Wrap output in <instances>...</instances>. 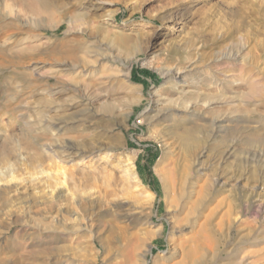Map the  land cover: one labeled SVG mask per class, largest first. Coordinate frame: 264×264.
I'll use <instances>...</instances> for the list:
<instances>
[{
  "label": "rangeland",
  "instance_id": "obj_1",
  "mask_svg": "<svg viewBox=\"0 0 264 264\" xmlns=\"http://www.w3.org/2000/svg\"><path fill=\"white\" fill-rule=\"evenodd\" d=\"M85 46L97 56L84 54ZM229 56L230 61L224 59ZM60 66L88 73L72 84L74 75L60 73ZM170 77L185 78L180 94L173 96ZM211 78L224 81L222 91ZM118 79L134 87V103ZM170 96L185 97L204 115V121L191 124H198L205 145L215 140L204 167L212 165L224 138V144L234 146L225 174L241 164L242 178H248L222 187L213 184L215 169L196 175L195 191L199 194L204 186L198 196L199 221L213 212L207 228L215 234L219 264H264V192L255 189L264 185V0H0V145L11 144L0 148L5 159L10 157L0 165V178L5 177L0 201L9 200L0 202V264H171L173 244L186 239L190 229L170 233V210L154 171L166 154L162 133L172 123L164 118L153 122L152 111L166 103L153 102ZM106 101L115 104L116 113L99 111ZM215 120H220L217 127ZM74 142H100L102 149L68 163L48 149L59 152ZM127 157H133L140 182L133 189L123 176ZM94 169L104 176L82 184L79 178ZM138 190L154 195L152 207L141 206ZM228 207L230 225L225 221L220 228L218 219ZM149 229L160 234L149 240ZM22 236L29 238L25 242Z\"/></svg>",
  "mask_w": 264,
  "mask_h": 264
},
{
  "label": "bare ground",
  "instance_id": "obj_2",
  "mask_svg": "<svg viewBox=\"0 0 264 264\" xmlns=\"http://www.w3.org/2000/svg\"><path fill=\"white\" fill-rule=\"evenodd\" d=\"M40 1H42V0H40ZM44 6V5H43ZM27 7V6H26ZM27 9V8H26ZM34 10V9H33ZM13 11V10H12ZM30 11H31V9H30ZM32 12V11H31ZM6 41V40H5ZM98 41V40H97ZM101 42H103V41H101ZM90 43V42H89ZM87 44V43H86ZM92 44V43H91ZM101 45V44H100ZM99 45V46H100ZM103 45V44H102ZM88 46V45H87ZM91 46V45H90ZM95 46V45H94ZM86 47V46H85ZM97 47V46H96ZM93 48V47H92ZM88 49H89V47H86L85 48V50H84V54H86V55H88V54H93L94 56H97V54H96V52H95V50H94V52H93V50L92 51H88ZM106 49V48H105ZM72 50V49H71ZM81 50H82V48H81ZM74 52V51H73ZM69 53V52H68ZM72 53V52H71ZM71 53H69V54H71ZM99 54H102V53H99ZM72 55V54H71ZM74 55V54H73ZM72 55V56H73ZM70 56V55H69ZM78 56H79V54H78ZM85 56V55H84ZM83 56V57H84ZM75 57V56H74ZM73 57V58H74ZM81 57V56H80ZM93 57V56H92ZM76 58H77V56H76ZM95 58V57H94ZM97 58V57H96ZM99 58H101V57H99ZM105 58V57H104ZM232 58V57H231ZM231 58H230V56L229 57H225L224 59H226V60H231ZM84 59V58H83ZM86 59V58H85ZM91 59V58H90ZM82 60V59H81ZM81 60H79V61H81ZM94 60H96V59H94ZM233 60V59H232ZM78 61V62H79ZM84 61V60H83ZM86 61L87 60H85L84 61V63L83 64H85L86 63ZM88 63V62H87ZM94 63H96L95 61H94ZM79 64V63H78ZM88 64H90V62L88 63ZM88 64H87V66H88ZM73 67H74V65H72ZM71 67V66H70ZM69 67V68H70ZM181 67V66H180ZM34 69L36 70V67H34ZM55 69H57V68H55ZM81 69V68H80ZM90 69V68H89ZM58 70V69H57ZM77 69H73V70H70V69H68V68H66V66H60V73L61 72H63V73H69L70 72V75H74V78H72V80H71V82L72 81H74V80H76V78L78 79V80H83L82 78L85 76L86 77V75H85V73H88V72H85L84 73V70L82 71V72H79V73H77V74H75L74 72L76 71ZM185 70V69H184ZM93 71V70H92ZM170 71V70H169ZM55 72H56V70H55ZM91 72V71H90ZM167 72V71H166ZM177 74L178 73H181V70L180 69H178L177 71ZM92 73V72H91ZM184 74V73H183ZM64 75V74H63ZM91 75H93V74H91ZM180 75V74H179ZM89 76V75H88ZM127 76H128V74H125L124 75V77L125 78H127ZM91 77V76H90ZM93 77V76H92ZM91 77V78H92ZM71 78V77H70ZM93 79V78H92ZM173 78L172 77H170V80H172ZM211 80H213L212 78H211ZM80 81H78V82H80ZM87 81V80H86ZM89 81V80H88ZM87 81V82H88ZM113 81H114V79H113ZM209 81H210V79H209ZM82 82V81H81ZM117 82V81H116ZM118 82H120V79H118ZM122 82V81H121ZM120 82V83H121ZM126 82H128V79L126 80ZM224 81H222V80H217V79H214L213 80V82H210L211 84H213V86L216 88V89H218L219 91H222V89H223V83ZM172 83V85H173V87H174V90H173V92H174V94H173V96L174 95H177L179 92H178V90L180 89L179 87H184L185 86V78L184 77H175L174 79H173V82H171ZM231 84H233V82H230ZM72 84H73V82H72ZM84 84V83H83ZM89 83H87V86H89L88 85ZM75 85H77V84H75ZM80 85H82V84H80ZM121 85H123L124 87H125V89L127 90V97L126 98H128L127 100H129V102L130 103H132L135 99H137V94L135 93V91H134V87L132 88L131 87V85L130 84H125V82H122V84ZM188 85V84H187ZM189 85H191V84H189ZM86 85L84 84V87H85ZM117 86H118V84H117ZM197 86H199V85H197ZM91 87H93V86H91ZM98 87H100V86H98ZM199 88V87H198ZM85 89H87L86 87H85ZM92 90V89H91ZM103 90V89H102ZM120 90H121V88H120ZM56 91V90H55ZM90 91V90H89ZM105 91V90H104ZM107 91V90H106ZM185 91V90H184ZM193 91V90H192ZM197 91H199V90H197ZM211 91V90H210ZM59 92H60V90H59ZM96 92V91H95ZM95 92H92L91 91V93H94L95 94ZM112 92V91H111ZM124 92V91H123ZM182 92H183V90H182ZM209 92V91H208ZM224 92V91H223ZM222 92V93H223ZM51 92H49V94H50ZM184 93H187V92H184ZM189 93V92H188ZM197 93V92H196ZM211 93H213V92H211ZM221 93V92H220ZM222 93L220 94V95H222ZM55 94V93H54ZM102 94V93H101ZM180 94V93H179ZM183 94V93H182ZM192 94H193V92H192ZM192 94H190V96L192 95ZM199 94V93H198ZM219 94V93H218ZM217 94V92L215 93V95L217 96L218 95ZM52 95V94H51ZM187 95V94H186ZM185 95V96H186ZM189 95V94H188ZM209 95H211V94H209ZM214 95V94H213ZM214 95V96H215ZM220 95H218V96H220ZM49 96V95H48ZM87 96V95H86ZM173 96L171 97V98H168V97H166V98H168L166 101H163V100H159V99H156L153 103H154V105L155 106H157V105H160L161 103H162V105H163V102H166V103H164V106H162V107H160V108H158V109H155V111H152V112H154V121L153 122H156L157 120H161V119H168V121H171V123L172 124H170L169 126H167V127H165V129H164V131H163V133H162V135L163 136H165V138L166 139H164V146H165V149H166V154H164L163 156H161V157H159L158 158V160H157V164H156V167H155V169H154V171H155V173H157V174H159L160 175V178H161V183H162V187H163V191H164V198H165V200H166V204H167V207H168V209L170 210V216H169V218H171L172 219V224H171V229H170V233H176V231L177 230H179L180 228H182V227H185L186 229L188 228V229H190V233H189V231H188V233L190 234L188 237H186V239H184V240H181V241H179V242H177L176 244H173L172 246H173V248H174V250H173V253H174V258H173V262L171 263V264H219V262H220V260H219V251H218V248H217V246H218V243H217V240H216V237H215V234L212 232V229H210L209 227L207 228V222H208V224H209V219L210 218H212L211 216H213V212L207 217V218H205V221L203 222V223H200V214H199V203H198V196H199V194L202 192V189H203V183H202V185L201 186H199V194L197 193V191H195V190H197V187H198V181H197V179H195L196 178V175H198V176H202V175H204V171H207V170H212V169H215V171H217L213 176V184L215 185V183L216 184H218L219 182H221V186L222 187H225V186H229V184H228V182H230V181H234V182H236V183H239V182H241V181H243V179L245 180V179H248V178H242L243 177V175H242V173H244L243 172V170L241 169V164H237L236 165V167H235V169L234 170H230V171H228V173L227 174H225V172H226V167H225V165H224V163L228 160V159H230L231 158V156H232V147H234L233 145H232V143L230 144V143H228V142H231V141H228L227 143V145L226 144H224V141H223V139H222V141H220V142H218L219 144H222L221 146L223 147V149L222 150H220V151H218L217 152V154L214 156V158H213V163H212V165H209V167H204V165H203V159H206L207 158V154L209 153V151L211 150V145L213 144V143H215V140H214V142L212 143V144H210V145H205L206 143H204V142H206L204 139V134L203 135H201V136H203V137H199L198 136V134H197V131H199V130H197V128H196V126L198 125L197 123V125L196 126H192L191 124H193V122H195V121H197V120H203L204 118H203V116L201 115V113H198V112H196V110L194 109V105L193 104H191L190 102H188V99H185V97L184 98H182L181 96H176V98H173ZM184 96V95H183ZM189 96V97H190ZM203 96H205V94H203ZM206 96H207V94H206ZM205 96V97H206ZM214 96H213V98H214ZM192 98H193V95L191 96ZM210 97V96H209ZM87 98H89V97H87ZM93 98H95V97H93ZM96 98H98V97H96ZM158 98H159V95H158ZM206 98H208V97H206ZM215 98H217V97H215ZM219 98V97H218ZM49 99V98H48ZM103 99V98H102ZM108 98H106V100H107ZM163 99V98H162ZM189 99H191V98H189ZM210 99V98H209ZM211 99H212V97H211ZM46 100V99H45ZM44 100V101H45ZM90 100V99H89ZM105 100V99H104ZM104 100H102V101H104ZM51 101V100H50ZM48 102V104L49 103H51V102ZM101 101V102H102ZM110 101V98H109V100H108V102ZM191 101V100H190ZM200 101V100H199ZM204 101V100H203ZM90 102V101H89ZM100 102V103H101ZM128 102V103H129ZM202 102V101H201ZM210 102V101H209ZM208 102V103H209ZM46 103H47V100H46ZM134 103V102H133ZM90 104V103H89ZM92 104V103H91ZM114 104V103H113ZM112 104V105H113ZM127 104V103H126ZM125 105V104H124ZM130 105V104H129ZM128 105V106H129ZM90 106H92V105H90ZM100 106V105H99ZM117 106H119V105H117ZM127 106V105H126ZM196 106V105H195ZM99 108V107H98ZM114 108H116L115 107V104L113 105V106H111V103H108L107 104V101L105 102V104H102L101 106H100V110L99 111H101L103 114H111L112 112H114V113H116L115 111H113L114 110ZM91 109V108H90ZM96 109V108H95ZM117 109V108H116ZM126 109V108H125ZM56 110H58V109H56ZM94 110V109H93ZM118 110V109H117ZM87 111V110H86ZM97 111V110H96ZM95 111V112H96ZM91 112V111H90ZM98 112V111H97ZM100 112V113H101ZM94 113V112H93ZM92 113V114H93ZM114 113H112V114H114ZM87 114V113H86ZM203 114V113H202ZM88 116H89V112H88ZM101 117V116H100ZM108 117V116H107ZM106 117V118H107ZM116 117V119H117V115L115 116ZM151 117V116H150ZM81 118V117H80ZM85 118H86V116H85ZM85 118H83L82 117V119H85ZM93 118H94V116H93ZM111 118V117H110ZM112 118H114V116H112ZM111 118V119H112ZM82 119H80V121L82 120ZM92 119V118H91ZM104 119H105V117H104ZM151 119H152V117H151ZM86 120V119H85ZM107 120V119H106ZM79 121V120H78ZM83 121V120H82ZM103 121V120H102ZM101 121V122H102ZM110 121V120H109ZM204 121V120H203ZM220 120H215V121H213L212 122V125L213 126H216L217 124H219L220 122H219ZM225 121V120H224ZM85 122H87V120L86 121H84V123ZM106 122V121H105ZM116 122V121H115ZM104 123V122H103ZM102 123V124H103ZM113 123V122H112ZM111 123V124H112ZM152 123V122H151ZM88 124V123H87ZM105 124V123H104ZM103 124V125H104ZM211 125V126H212ZM221 125V124H220ZM219 125V126H220ZM48 126V125H47ZM109 126V125H108ZM218 126V125H217ZM216 126V127H217ZM222 126V128H223V125H221ZM112 127V126H111ZM111 127L109 126V128L111 129ZM199 127V126H198ZM45 128V127H44ZM94 128V127H93ZM92 128V129H93ZM105 128V127H104ZM90 129V128H89ZM97 129V128H96ZM103 129V128H102ZM215 129V128H214ZM213 129V130H214ZM46 130V129H45ZM219 130V129H218ZM218 130L216 131V132H218ZM221 130V129H220ZM84 131V130H83ZM106 131L108 132V129H106ZM212 131V130H211ZM85 132H88V131H85ZM90 132H91V129H90ZM94 132V131H93ZM215 132V133H216ZM98 133V132H97ZM102 133H104V132H102ZM109 133V132H108ZM85 133H83V135H84ZM87 134V133H86ZM94 134H96V133H94ZM94 134H93V136H94ZM92 135V134H91ZM82 136V135H81ZM87 136V135H86ZM79 137V136H78ZM77 137V138H78ZM84 137V136H83ZM87 137H89V136H87ZM110 137V136H109ZM115 137H117L116 135H115ZM9 138V137H8ZM80 138V137H79ZM78 138V139H79ZM97 138H99V137H97ZM107 139H109L108 137H106ZM113 138V137H112ZM82 139V138H81ZM90 139H91V137H90ZM89 139V140H90ZM93 139H94V137H93ZM93 139H91V140H93ZM102 139V138H101ZM111 139V138H110ZM119 139V138H118ZM4 140H6V138L4 139ZM8 140V139H7ZM77 140V139H76ZM83 140V139H82ZM81 140V141H82ZM85 140H87V138L85 139ZM84 140V141H85ZM90 140V141H91ZM95 140H96V138H95ZM103 140H106V139H102V141ZM113 140V139H112ZM80 141V140H79ZM98 141H99V139H98ZM101 141V140H100ZM101 141V142H102ZM110 141V140H109ZM119 141V140H118ZM255 141H259L258 139H256ZM4 142H6V141H4ZM75 142H78V141H75ZM75 142H74V144H65V146H63V147H59V148H57L58 150H59V152H55L56 150H54V149H52L53 148V146H51V147H49L48 149L49 150H53L52 152H54V153H60V154H62L61 156L64 158V160L65 161H67V163L68 162H72L73 160H74V158L75 157H78V156H81V153H84V152H87V153H89L91 150H95V148L96 149H99V150H101L102 148H101V146H102V144H103V142H102V144L99 142V143H95V145H93V146H91L90 144H88V143H85V142H81V143H77V144H75ZM92 142V141H91ZM97 142V141H96ZM105 143H106V141H104ZM116 142V141H115ZM217 142V141H216ZM10 143V141L8 140V143L6 142V143H3V144H6V145H4V146H6V147H9V145H11V144H9ZM92 143H94V141L92 142ZM114 143V142H113ZM208 143V142H207ZM3 144H1L0 146V148H4V146H3ZM116 144V143H115ZM230 144V145H229ZM55 145H57V143L55 144ZM104 145V144H103ZM111 145V144H110ZM113 146H114V144H112ZM59 146V145H58ZM13 147V146H12ZM108 147V146H107ZM107 147L105 148V150L107 149ZM101 148V149H100ZM109 148V147H108ZM232 149V150H231ZM57 150V151H58ZM109 150V149H108ZM9 151H11V150H9ZM96 151V150H95ZM2 151H0V165L2 164V163H5L4 161L6 160H8L10 157V152L8 153V155L9 156H7L6 155V158L7 157H9V158H7V159H5V155L3 156V153H1ZM93 152V151H92ZM92 152H90V153H92ZM234 152V151H233ZM58 154H56V156L58 157ZM60 154H59V157H60ZM88 156V155H87ZM55 157V156H54ZM82 157V156H81ZM86 158V157H85ZM133 158V157H132ZM132 158L131 157H127L126 159H125V161H124V163L125 164H122V165H124L123 167H124V169H123V176H125V184H126V186H128L129 188H131V189H133V188H135V186H139V180H138V178H137V175H136V173L134 172V165H133V161H132ZM76 159V158H75ZM82 160L81 161H83V159L84 158H81ZM63 161V160H62ZM120 162H122V161H120ZM120 162H118V164H120ZM64 163V162H63ZM228 163V162H227ZM226 163V164H227ZM6 164V163H5ZM5 164H3V165H5ZM117 164V165H118ZM121 165V166H122ZM2 167V166H1ZM1 167H0V169H1ZM229 167V166H228ZM62 168V167H61ZM226 168V169H225ZM99 169V168H98ZM122 170V169H121ZM225 170V171H224ZM66 171V170H65ZM79 171V170H78ZM82 171V170H81ZM95 171H97V169L95 170L94 169V174L93 173H91V174H85V175H82V177H80L79 179V181H81L82 182V184H85V183H87V182H89L90 180H95L96 181V176L97 175H99V174H97ZM101 171V170H100ZM67 172V171H66ZM74 172V171H73ZM93 172V171H92ZM3 173V172H2ZM1 173V174H2ZM5 173V172H4ZM65 173V172H64ZM96 173V174H95ZM0 174V175H1ZM66 174V173H65ZM71 174H72V172L71 173H69V175H70V177H72L73 176V174H72V176H71ZM83 174H84V172H83ZM195 174V176H194V178H193V175ZM4 175H6V174H4ZM8 175V174H7ZM6 175V176H7ZM68 175V174H67ZM77 175V174H76ZM101 175L102 176H104L103 175V173H101ZM107 176V175H106ZM104 177V179L105 178H107V177ZM122 176V175H121ZM1 177H3V178H0V179H4L5 177L2 175ZM75 177V176H74ZM109 177V176H108ZM53 178V177H52ZM100 178V177H99ZM110 178H111V176H110ZM110 178H108V179H110ZM59 179V178H58ZM71 180H72V178H70ZM70 179H68L67 178V180L69 181ZM103 179V178H102ZM103 179V181H105ZM50 180V179H49ZM48 180V181H49ZM5 181H6V179H5ZM56 181V180H55ZM54 181V182H55ZM100 181H101V179H100ZM46 182H47V180H46ZM50 182L51 183H53L52 182V180H50ZM74 182H77V181H75L74 180ZM73 182V183H74ZM102 182V181H101ZM122 182V181H121ZM233 182V183H234ZM48 183V182H47ZM56 183V182H55ZM57 183H59L58 181H57ZM95 183V182H94ZM97 184H98V182H96ZM50 184V183H49ZM78 184L79 183H77V186H78ZM102 184V183H101ZM104 184H106V182H104ZM103 184V185H104ZM124 184V183H123ZM124 184V185H125ZM53 185V184H52ZM61 185V184H60ZM95 185V184H94ZM204 185H206V184H204ZM231 185H232V183H231ZM235 185V184H234ZM48 186H51V185H48ZM76 186V185H75ZM77 186H76V188H77ZM137 186V187H138ZM141 186V185H140ZM219 186H220V184H219ZM79 187V186H78ZM91 187V186H90ZM136 187V188H137ZM231 188H232V186H230ZM54 188V187H53ZM84 188V187H83ZM106 188V187H105ZM128 188V189H129ZM79 189H81V188H79ZM79 189H78V191H79ZM128 189H126L127 191H128ZM137 189H139V188H137ZM141 189V188H140ZM220 189V188H219ZM219 189H218V191H219ZM223 190H224V188H222ZM255 189L256 190H258L259 192H264V185H263V183H260L258 186H256L255 187ZM7 190V189H6ZM229 190L231 191V189L229 188ZM229 190H227L226 189V191L225 192H229ZM52 191H53V189H52ZM51 191V192H52ZM81 191H82V189H81ZM129 191H130V189H129ZM128 191V193H130ZM132 191V190H131ZM137 191V190H136ZM139 192H137L136 193V196H137V198L140 200V202H141V206H143V207H148V206H151L152 205V203H153V200H154V195L152 194V193H150V192H147V191H140V190H138ZM201 191V192H200ZM50 192V193H51ZM126 192V191H125ZM221 192V191H220ZM3 193H4V191H3ZM54 193V192H53ZM223 193V192H222ZM83 194H85V193H83ZM82 194V195H83ZM131 194H133V193H131ZM229 194V193H228ZM227 194V195H228ZM260 193H258L257 195H259ZM51 195V194H50ZM86 195H88V194H86ZM110 195V194H109ZM130 195V194H129ZM230 195V194H229ZM57 196H58V194H57ZM113 196V195H112ZM135 196V197H136ZM1 197V196H0ZM54 197V196H53ZM59 197V196H58ZM200 197V196H199ZM5 199V198H4ZM2 200V199H1ZM7 200V199H6ZM5 200V201H6ZM51 200V199H50ZM4 200H2V201H0L1 203L3 202ZM4 201V202H5ZM9 200H7V202H8ZM6 202V203H7ZM224 203V200L223 201H221L219 204H223ZM262 203H263V205H264V200L262 201ZM56 204V203H55ZM4 206L6 205V204H3ZM115 206H117V205H115ZM120 206V205H119ZM118 206V207H119ZM202 206V205H201ZM114 207V206H113ZM124 207V206H123ZM152 207V206H151ZM150 208V207H149ZM52 209V208H51ZM261 209H262V207H261ZM67 210H70V209H67ZM66 210V211H67ZM84 210H86V209H84ZM84 210H82L83 211V215H84ZM119 210V209H118ZM120 211V210H119ZM123 211H124V209H123ZM87 212V211H86ZM85 212V213H86ZM90 212V211H89ZM88 213V212H87ZM217 213V212H216ZM215 213V214H216ZM87 215V214H86ZM86 215H85V217L84 218H86ZM91 215H93V213L92 212H90V215L89 216H91ZM231 211H230V209H229V207H228V209L225 211V213H223V215L218 219V223H217V226H219L220 228H221V226H223V223H225V221L227 222V224L228 225H230V219H231ZM68 217V216H67ZM81 217H83L82 215H81ZM92 217V216H91ZM50 218V217H49ZM15 219V218H14ZM20 219V218H19ZM19 219H16V220H19ZM54 219V218H53ZM72 219V218H71ZM126 219V218H125ZM129 219V218H128ZM171 219H170V221H171ZM9 220V219H8ZM61 220V219H60ZM78 220L79 219H77V218H73V222H75L77 225H78ZM93 220V219H92ZM130 220V219H129ZM15 221V220H14ZM72 221V220H71ZM84 221H85V219H84ZM90 222H91V220H89ZM52 222V221H51ZM58 222V221H57ZM56 222V223H57ZM79 222H80V220H79ZM18 223V222H17ZM30 223V222H29ZM55 223V222H54ZM66 223V222H65ZM65 223H62V222H60V224H64L65 225ZM74 223V224H75ZM211 223V222H210ZM147 224V223H146ZM29 225V224H28ZM57 225V224H56ZM68 225V224H67ZM67 225H65L66 227H67ZM71 225V224H70ZM69 225V226H70ZM76 225V226H77ZM82 225V224H81ZM151 225V224H150ZM149 225V226H150ZM37 226V225H36ZM58 226V225H57ZM79 226V225H78ZM83 226V225H82ZM81 226V227H82ZM88 226V225H87ZM86 226V227H87ZM90 226V225H89ZM208 226H211V225H208ZM58 227H60V226H58ZM62 227V226H61ZM80 227V226H79ZM78 227V228H79ZM39 228V227H38ZM54 228V227H53ZM53 228H52V230H53ZM83 228V227H82ZM160 228V227H159ZM219 228V230L221 231V229ZM42 229V228H41ZM51 229V228H50ZM57 228H55V230H56ZM62 229V228H61ZM60 229V230H61ZM72 229H73V226H72ZM210 229V230H209ZM33 230H35L34 228H33ZM32 230V231H33ZM54 230V231H55ZM59 230V231H60ZM77 230V229H76ZM81 230V229H80ZM31 231V232H32ZM153 231H156V230H153ZM153 231H151L150 229L147 231V233L145 234L146 235V237H148V239L150 240L151 239V237H154V236H156L157 234H160L159 232L157 233V231H159V229H157V231H156V233L155 232H153ZM38 232V231H37ZM43 232V231H42ZM64 232V231H63ZM63 232H61L60 231V233H63ZM78 232V231H77ZM26 233V232H25ZM35 233V232H34ZM48 233V232H47ZM68 233V232H67ZM31 234V233H30ZM36 234V233H35ZM64 234V233H63ZM66 234V233H65ZM68 234H70V233H68ZM177 234V233H176ZM25 235V234H24ZM23 235V236H24ZM188 235V234H187ZM22 236V239L23 240H25V242L27 241V239L29 238L28 236H26L27 238H24ZM39 236V235H38ZM70 236V235H69ZM44 239V238H43ZM42 239V240H43ZM45 239H46V237H45ZM95 239V238H94ZM147 239V238H146ZM33 240V239H32ZM41 240V241H42ZM44 241V240H43ZM163 253V251H161L160 252V255ZM172 253V252H171ZM173 257V256H172ZM157 259V258H156ZM66 260H68V259H66ZM170 260V259H169ZM92 261V260H91ZM159 261V260H158ZM18 262V261H17ZM44 262V261H43ZM66 262H68V261H66ZM86 262V261H85ZM59 263V262H58ZM90 263V262H89ZM24 264V263H23ZM32 264V263H31ZM37 264H56L55 262H49V261H46L45 260V263H37ZM60 264V263H59ZM82 264V263H81ZM92 264H94V263H92ZM143 264V263H142ZM144 264H147V263H144ZM223 264V263H222ZM228 264H236V263H233V262H229ZM237 264H242V263H237ZM245 264V263H244Z\"/></svg>",
  "mask_w": 264,
  "mask_h": 264
}]
</instances>
